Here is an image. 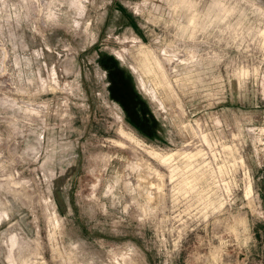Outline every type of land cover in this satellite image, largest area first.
I'll list each match as a JSON object with an SVG mask.
<instances>
[{
  "label": "rangeland",
  "instance_id": "obj_1",
  "mask_svg": "<svg viewBox=\"0 0 264 264\" xmlns=\"http://www.w3.org/2000/svg\"><path fill=\"white\" fill-rule=\"evenodd\" d=\"M0 264H264V0H0Z\"/></svg>",
  "mask_w": 264,
  "mask_h": 264
},
{
  "label": "bare ground",
  "instance_id": "obj_2",
  "mask_svg": "<svg viewBox=\"0 0 264 264\" xmlns=\"http://www.w3.org/2000/svg\"><path fill=\"white\" fill-rule=\"evenodd\" d=\"M159 155H161V154H159ZM156 156H158V155H156ZM164 157V156H163ZM165 159V158H164Z\"/></svg>",
  "mask_w": 264,
  "mask_h": 264
}]
</instances>
